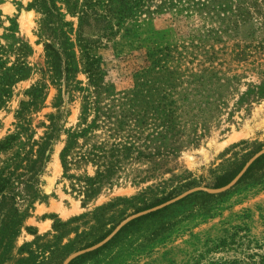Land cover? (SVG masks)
<instances>
[{
	"label": "rangeland",
	"instance_id": "374dc122",
	"mask_svg": "<svg viewBox=\"0 0 264 264\" xmlns=\"http://www.w3.org/2000/svg\"><path fill=\"white\" fill-rule=\"evenodd\" d=\"M33 1L0 0V141L18 135L11 148L0 151V166L50 132V116L58 127L40 176L43 200L34 203L8 247L0 245V264H62L127 216L196 186L211 191H194L154 210L73 264H264V158L230 188L214 187L220 176L264 148V0H90L106 19L84 20L82 31L100 45L93 52L104 80L120 90L104 100V110L119 109L117 99L129 92V76L158 47L184 46L189 55L181 67L187 71L163 91L174 113L160 125L149 112L142 128L130 122L132 130L115 134V125L100 116L98 127L77 138L67 172L60 153L68 133L86 126L81 109L89 84L80 65L79 83L69 82L60 96L44 44L60 20L67 21L62 29H71L68 37L79 60V13L87 0H52L59 16L50 22ZM222 6L239 14L240 22L213 40L206 30L220 26L215 11ZM211 45L227 47L218 54V71L193 79L202 50ZM33 87L39 88L36 96L29 93ZM110 136L141 145L152 157L123 162L117 180L86 198L77 177L92 176L95 167L78 154L100 142L108 146ZM0 237L9 235L0 232Z\"/></svg>",
	"mask_w": 264,
	"mask_h": 264
},
{
	"label": "trees",
	"instance_id": "16d2710c",
	"mask_svg": "<svg viewBox=\"0 0 264 264\" xmlns=\"http://www.w3.org/2000/svg\"><path fill=\"white\" fill-rule=\"evenodd\" d=\"M32 4L38 7L44 15V20L48 18L47 22H50L52 17L57 18L59 16L58 13L54 12L52 0H34ZM202 4L207 7V5H204L206 3L202 2ZM229 10L231 9L222 6L219 12L215 11L220 26L216 27L215 30H206V33L213 40H218L216 36L218 31L226 32L230 24L236 26L240 22L238 20L240 18L239 14L229 13ZM89 18H93L94 20L106 19L104 15L96 11L95 4L87 0L79 13L77 37L79 47L82 50L79 60L75 52L74 42L68 37V32L71 29L67 31L62 29V26L69 25L67 21L60 20V25L54 27L56 33L52 40L46 41L44 44L48 63L54 71L53 77L55 83L59 85L60 96L62 95V88L67 87L69 82L79 83L76 80V76L80 70V65L87 76L89 84L81 109L82 118L86 126L79 131L72 130L68 133L67 140L60 153L61 163L65 172H67L68 166L71 163L69 153L77 144V138L85 136L86 131L98 127L100 116H105L108 122L115 125V128H113L115 134H119L121 130H132L128 125L130 122L134 127L142 128L148 118L149 112L154 115V125H160L161 119L164 116L171 112L174 113L173 110L165 105L164 101L167 97L163 91L181 81L182 75L187 71V68L182 69L181 67L185 54L189 55L184 46L180 50L177 45L158 47L146 54L147 64L129 76L131 79V85L128 88L129 92L125 96H120V99H117L119 109L116 111L112 109L104 110L102 105L104 100L110 97L113 98L120 90L114 87L113 82H106L104 80V71L101 69L99 62L100 57L93 52L100 46L96 42L97 40L83 34L82 23L84 20H89ZM226 48L222 46L217 49L214 45H211L208 49H203L201 58L195 66V71L197 72H192L191 77L196 80H204L205 74H216L218 71L217 66L221 65V62L218 61V54L220 51L224 52ZM188 62H192V59L188 60ZM38 90V87H33L29 93L32 96H36ZM137 107L142 109H137ZM90 113L93 116L90 122H88L87 117ZM55 118L53 115L50 116L52 120L48 126L51 130L50 132H46L38 140L33 139L31 145H27V149L23 148V150L17 151L15 154L7 157L0 166V216L4 218V220L2 219V224H0V232L9 235L6 240L0 237V245H3V249H6L12 238L19 233L34 203L38 200H43V194L39 187L40 176L49 160L52 142L57 131L58 124ZM151 136L153 138V134L145 135L143 142L150 140ZM110 137H113L114 140L108 146L102 145L103 143L100 142L80 151L78 154L79 159L89 162L95 167V172L92 176L77 177V189L86 198L96 194L104 185L111 184L112 181L117 180L122 173L123 162H128L129 160H148L152 157V154L146 152L145 148H140L141 145L132 144L129 141H116L115 136ZM17 139V134L8 135L4 140L0 141V151L11 148ZM146 143L144 146L148 147ZM23 146L25 147V145ZM263 158L264 153L249 164L243 175L251 171ZM246 162L247 160H244L235 170L220 176L214 187L219 188L227 184ZM151 206L153 204L148 207ZM155 213L156 211H153L128 221L109 241L98 247L95 251L114 242L133 223ZM56 224L58 223H54L53 226L55 227ZM112 229L107 230L95 242L103 239ZM95 242L87 245H92ZM78 258H80L79 255L71 259L67 264H73ZM0 259H2V256H0Z\"/></svg>",
	"mask_w": 264,
	"mask_h": 264
},
{
	"label": "water",
	"instance_id": "95a60500",
	"mask_svg": "<svg viewBox=\"0 0 264 264\" xmlns=\"http://www.w3.org/2000/svg\"><path fill=\"white\" fill-rule=\"evenodd\" d=\"M264 153V148L260 149L258 152H256L246 163L245 165L239 170V172L225 185L219 187L218 189H215V191H224L228 188H230L234 183H236L239 178L244 174V172L246 171L247 167L249 166V164L255 160L258 156H260L261 154ZM211 191L210 189H208L207 187H203V186H196V187H193V188H190L186 191H184L183 193L167 200V201H164L158 205H155V206H152V207H149L147 209H144V210H140L138 212H135L129 216H127L125 219H123L112 231H110L103 239H101L100 241H98L97 243L89 246V247H86V248H83V249H80V250H77L75 252H73L72 254H70L68 257L65 258V260L63 261L62 264H67L71 259H73L74 257L82 254V253H85L87 251H90V250H93L97 247H100L102 246L103 244H105L107 241H109L114 235L115 233L124 225L126 224L128 221L138 217V216H141V215H144V214H147L151 211H154V210H157L159 208H162L168 204H171L177 200H179L180 198L184 197L185 195L191 193V192H194V191Z\"/></svg>",
	"mask_w": 264,
	"mask_h": 264
}]
</instances>
